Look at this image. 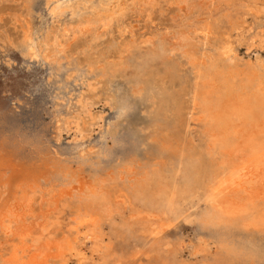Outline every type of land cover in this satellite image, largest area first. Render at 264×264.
I'll return each mask as SVG.
<instances>
[{
	"label": "rangeland",
	"instance_id": "1",
	"mask_svg": "<svg viewBox=\"0 0 264 264\" xmlns=\"http://www.w3.org/2000/svg\"><path fill=\"white\" fill-rule=\"evenodd\" d=\"M91 1L95 0H0L1 182L11 178L0 189L1 202L13 199L14 186L21 179L42 185L37 192L27 188L17 194L33 203L27 225L10 222V217L7 224L0 222V264H19L13 254L24 243L45 249V243L61 245L62 240L64 258L53 259L55 264H264V230L251 225L236 235L233 231L239 245L230 253L231 248L221 244L230 239L228 229L217 235L197 219L204 207L197 197L182 201L187 218H169L148 206L143 198L147 188L141 184L153 170L172 165L178 156L176 147H196L208 160L204 125L195 120L192 108L195 70L180 49L181 36H194L197 31L201 37L200 31L210 26V47L230 40L240 56L254 58L264 55V14L258 26L248 0H136L111 24L79 23L69 9L51 13L56 2L73 7ZM242 21L246 26L241 35L234 25ZM26 36L49 45L57 42L63 54L56 62L31 56L25 50ZM161 44L168 54L150 61L146 71L139 70L136 65L142 60L136 62L131 49L158 54ZM170 62L180 64L179 91L184 81L181 117L173 127L157 121L156 102L139 93L136 84V77L144 73L162 77ZM216 157L218 166L223 159ZM87 181L106 200L93 197L90 188L80 194V184ZM72 185L79 196L63 197L56 208L53 198ZM86 198H94L96 204ZM91 217L96 223L89 221ZM24 225L37 229L28 239ZM155 227L158 235L153 233ZM246 236L254 237L255 246ZM79 253L84 255L82 263Z\"/></svg>",
	"mask_w": 264,
	"mask_h": 264
},
{
	"label": "bare ground",
	"instance_id": "2",
	"mask_svg": "<svg viewBox=\"0 0 264 264\" xmlns=\"http://www.w3.org/2000/svg\"><path fill=\"white\" fill-rule=\"evenodd\" d=\"M135 1L136 0H95L89 3L82 2L76 6L74 5L73 7L71 5L61 6L58 2H56L51 7V13L63 14L66 12V9H69L72 15H78L79 23L84 22L90 24L91 22H104L111 24L113 20L119 18L118 16L124 14L127 7ZM248 1L250 3L249 5L251 6L249 11H251V14L259 26V24L263 22L260 15L264 14V0ZM245 26V21L234 25V27L239 31V33L238 31L237 33L241 35L242 31L240 30H242V28ZM195 32L196 34L194 36H190L189 34L181 36L182 43L180 44V49L183 50V54L188 58L193 69L195 70L196 80L192 88V108L194 110V114L197 115L195 120H197L198 123H203L204 125L202 138H204L206 141L205 152L208 160L207 162L204 160V152L202 153L197 151L196 147H189L187 145H182L181 147L179 146L180 148L176 147L175 151L178 156L176 157L175 161L172 162L171 166L168 165L167 167L166 164V166L163 164V168H157L150 173L147 171V173H149L148 180L146 181L144 179L145 181L141 182L142 186L147 188L146 194L143 198L146 200V203L149 204L148 206L154 210V213L157 212V214L169 218H178L182 215L187 218L189 214L186 213L187 210H185L184 206H182V201L184 199L192 198L194 201V198L197 197L198 203L200 202L199 204H204V207L199 210V214H196L198 215L197 219L202 224L209 225L210 228L214 230V234L217 235L219 233L225 234L223 229H228V232L231 233L229 241L223 242L220 240V243L222 241V246H226V248L229 246L231 248L230 253H232L234 246L239 245L236 243L233 231H236V235L238 234L237 231L242 230L243 228L247 229V227L251 225L254 226L256 230H264V55L258 54L254 58L249 57L244 59V56H240L238 49L233 46L230 40L222 41L218 44L215 43L214 46L210 47V26L200 31L202 32L201 37H199L197 31ZM259 43L260 41L258 44ZM24 46L26 52L31 56L35 57L41 55L42 58L46 60H53L55 62L58 60L59 56L63 54V50L61 49L62 46H59L57 42H55L53 45H49L45 40L35 41L31 36H26V42L24 43ZM158 49V54H152V52L144 53L137 51L135 48L131 49V57L133 56L136 62H138V60H142V62H139L136 65L137 68L139 70L146 71L145 69L150 66V61L155 59L158 55L160 57H164L166 54H168L166 48L162 44ZM179 65V62H170L164 69L165 71L163 76H160V78L152 72H150V74L148 73L149 75L144 73L141 75V77H136V84L139 87L138 92L145 94L151 100L156 102L155 107L157 110V121L163 124L169 123V125H171L172 123L174 124V122L178 123L177 117L179 115L181 117V111L184 104L182 97V91L184 90L182 84L184 81L180 83L181 90L179 91L180 88L178 89V85H176L181 73ZM109 71H111L110 68ZM192 81H194V79ZM124 110L126 111V109ZM170 127H173V125ZM173 143L175 142L173 141ZM218 155L222 156L223 160L220 159L222 162H220V164L217 166L216 161L218 157L216 156ZM160 165L162 166L161 163ZM6 179L8 180H3V182H1L0 174V189L2 188V185L5 186L10 184L11 178L7 177ZM23 180L24 179H21L19 182L17 181V184H15L14 192L11 194V196H14L13 199L7 200L6 202H1L0 199L1 223H4V221L10 217L11 219H8L10 222L15 221L19 223L21 221L26 224L28 215L32 213L31 206L33 203L31 202V199L25 195L17 197V194L19 190L26 191L27 188H29L31 191L37 189L34 191L37 192L40 187H42V185L33 182L27 184ZM92 187L93 186L88 181L83 182L80 184V187L78 188L80 191L78 192H81L80 194H84V192H87L90 188L93 189L90 192L92 193L93 197L96 196V198L100 201L106 200L104 195H99L97 190ZM199 191H201V193ZM76 195H78L77 187L73 185L67 189H62L57 194V197L53 198L54 202H57L56 208L63 200V197L64 200H67L69 198H75ZM88 200H92L93 204H96L94 198H89ZM93 206L94 205L91 207ZM36 208L37 207L34 209ZM97 208L100 209V206ZM97 211L99 212L100 210ZM97 211H85V213L89 212L90 215H94L97 213ZM104 214L105 217H107L106 213ZM72 219L74 220L73 217ZM6 221L5 223L7 224L8 222ZM43 221L46 222L45 220ZM85 221L86 220H84V222ZM89 221L91 223H96L95 217H91ZM105 223L106 222H104V224ZM11 225L13 226V224ZM73 228H75V226ZM158 228L159 227H155L153 229V233L155 235L160 233V231L157 230ZM44 229H46V227H44ZM36 230L37 229L34 227L25 226V238L33 235ZM160 230L162 231L161 228ZM89 231L91 230L89 229ZM1 232L4 233L3 231ZM59 233H62V230ZM81 233L83 232L81 231ZM9 234L10 233H8L6 236L8 237ZM76 234L80 235L79 233ZM56 236L60 235L58 234ZM151 236L153 238V235ZM223 238L224 237L222 235V239ZM252 238L254 237L246 236V241L251 242L253 241ZM75 241L78 242L77 240ZM61 242L63 244L64 241L62 240ZM16 243L14 241L12 244L15 245ZM24 244L25 245L21 246L19 249L15 248L16 251L13 254V257L16 263L55 264L54 262L57 259L64 258L63 256L66 251L60 247L62 244L60 245L57 242L45 243L43 245L45 249H40L39 247L33 249L32 246H28L26 243ZM69 245H71V243ZM54 246L57 248L56 252L52 251V247ZM250 246L255 245H253L251 242ZM254 248L255 247H253V249ZM79 254L80 260L84 258L83 253ZM25 256H29V259L24 260ZM9 257L11 258V256ZM85 257L87 258L88 256ZM53 259L56 260L53 262ZM62 263L67 264L66 261Z\"/></svg>",
	"mask_w": 264,
	"mask_h": 264
}]
</instances>
